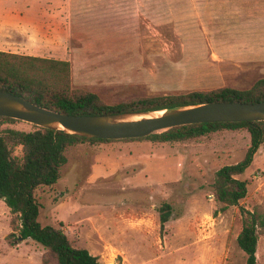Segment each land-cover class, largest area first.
<instances>
[{
    "label": "rangeland",
    "instance_id": "374dc122",
    "mask_svg": "<svg viewBox=\"0 0 264 264\" xmlns=\"http://www.w3.org/2000/svg\"><path fill=\"white\" fill-rule=\"evenodd\" d=\"M23 1L28 9L29 0ZM213 1L69 0L66 49L40 55L66 58L71 86L107 104L223 86L249 88L264 77V61L242 62L234 56L254 39L237 31L244 22L238 8L248 6ZM50 7L54 11L60 5ZM256 39L264 47V37ZM18 50L29 55L27 49ZM33 125L0 120V133ZM249 145L244 128L173 143H79L67 150L59 180L36 191L38 221L61 228L74 246L104 264H245L236 243L240 208L264 211V143L238 175L248 185L237 205L220 210L211 183L215 172L241 160ZM97 165L101 171L92 176ZM164 203L170 215L161 227ZM11 217L0 199V264H41L43 246L17 239ZM255 264H264V234L258 237Z\"/></svg>",
    "mask_w": 264,
    "mask_h": 264
},
{
    "label": "trees",
    "instance_id": "16d2710c",
    "mask_svg": "<svg viewBox=\"0 0 264 264\" xmlns=\"http://www.w3.org/2000/svg\"><path fill=\"white\" fill-rule=\"evenodd\" d=\"M0 90H6L38 105L68 114H111L154 111L208 101L258 102L264 100V77L246 89L218 87L138 96L107 104L93 92L71 86L68 60L18 54L0 50ZM4 122L16 119L0 116ZM244 128L250 145L243 158L221 166L211 187L220 210L237 205L247 193L248 181L240 179L260 144L264 143V120L238 122H202L171 127L138 138L105 139L80 136L62 130L33 125L31 130L6 128L0 133V199L12 214L10 225L16 238L31 239L44 248L41 264H104L86 248L76 247L67 235L53 225L38 221L41 203L36 196L40 187H51L61 176L67 150L79 143L149 140L173 143L194 139L220 129ZM20 149L19 154L14 150ZM242 223L236 236L237 246L245 253V264H255L258 237L264 234V211L240 208ZM170 205L159 208L160 226L169 219ZM14 234V233H13Z\"/></svg>",
    "mask_w": 264,
    "mask_h": 264
},
{
    "label": "water",
    "instance_id": "95a60500",
    "mask_svg": "<svg viewBox=\"0 0 264 264\" xmlns=\"http://www.w3.org/2000/svg\"><path fill=\"white\" fill-rule=\"evenodd\" d=\"M0 116L85 137L125 139L193 123L261 121L264 120V100L208 101L154 111L81 115L52 110L0 90Z\"/></svg>",
    "mask_w": 264,
    "mask_h": 264
},
{
    "label": "crops",
    "instance_id": "0c3cea01",
    "mask_svg": "<svg viewBox=\"0 0 264 264\" xmlns=\"http://www.w3.org/2000/svg\"><path fill=\"white\" fill-rule=\"evenodd\" d=\"M28 3L25 9L23 0H0V50L19 53L22 51L19 48L27 49L29 55L43 57L40 54L66 49L70 28L69 0H29ZM50 3L59 4L60 8L52 11V7L47 8ZM216 3L248 6L238 8L244 22L237 31L238 36L254 39L250 47L234 56L242 62L264 61V47L259 45L260 39H256L264 37V0H214L212 4ZM17 35L21 41L13 39ZM100 171L99 165L94 166L91 175L96 176Z\"/></svg>",
    "mask_w": 264,
    "mask_h": 264
}]
</instances>
